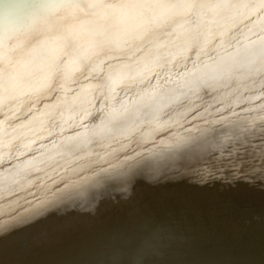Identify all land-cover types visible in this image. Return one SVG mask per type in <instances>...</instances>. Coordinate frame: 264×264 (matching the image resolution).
Here are the masks:
<instances>
[{
  "label": "bare ground",
  "instance_id": "bare-ground-1",
  "mask_svg": "<svg viewBox=\"0 0 264 264\" xmlns=\"http://www.w3.org/2000/svg\"><path fill=\"white\" fill-rule=\"evenodd\" d=\"M174 2H178V0H85L87 4L96 5L141 4L150 6ZM179 2H183V0H179ZM162 11L164 10L153 7L140 9L108 7L89 9L85 7H70L63 5L61 0H0V47L4 49V52L0 54V56H2L4 63L7 64L8 59L13 55H18L20 49L39 45L42 41L53 35L57 28L69 31L73 38L81 44L88 42L90 31L93 29L105 30L114 37H120L127 32L139 29L142 24L146 22L149 15L159 14ZM253 41V43L249 44V62L245 63L246 65L242 64L246 66L247 69H245L246 67H243L244 70L240 68V70H247L246 72L249 71L251 74L253 83L247 88H234L236 81L234 79L232 81L231 78L230 81H232L233 85H228L231 83L225 82L224 85H221L222 88H219L220 90H218V92L215 89L219 86L200 88L197 89L194 94L189 93L187 97L183 98L178 103L172 102L173 97L176 95L175 92L167 93L163 99L159 96L155 99H146L143 105H138L127 114L126 120L129 125L135 128V131L131 134H126V136H118L116 139L107 138L103 141H93L86 144H81L79 140L72 139L83 131V129L77 127L76 124L83 123L91 126L98 123L102 118L104 110L116 102L111 98L108 90L102 86V81L99 78L84 80L83 76L77 74L75 78L79 80L80 85L85 87L87 91L74 102L69 97V103L64 104L62 101L58 103V99L64 95L61 88L63 87L64 91H66V85H64L62 78L53 80L52 84L56 91H51L47 95H41L37 103L33 104L31 100H25L20 111L16 113L13 126L8 127L6 125L5 127L8 133L7 139L11 141L13 145V152L16 149L22 150L21 146L24 144H31L33 151L27 152L16 160L8 158L13 152H9L6 148L5 158L3 162L0 163V255L8 257L7 254L9 253L5 229H8L10 233H15L18 230L17 232L20 231V261H18L20 264H30V257L36 254V249L39 247V243L42 242L44 232L38 225L42 218V204H46L51 214L53 213L52 217L60 219V221L64 223V226L61 227L73 238L69 246L73 253L78 255L74 257L75 260L65 258L66 255L58 252L60 251L59 246L61 245L58 244L59 250L57 252L45 251L51 259H56L55 261L61 264H98L100 260L96 261L94 256L99 252L104 257L112 256L116 258L124 256L123 264H131V259L135 252V245H130L129 249H132V251H123L124 253L119 251L116 248L117 240L115 238L117 235L115 231L117 223L113 221L112 223L110 221L104 223L102 220L106 218V213H108V211L110 212L109 215L115 216L121 214L119 210H122V212L126 211L130 219H133L137 223L141 222L143 217L146 218L147 213L150 212V208L147 204L143 209L139 207L140 205L138 207H136V205L134 206V199L138 197L144 198L150 195L154 196L156 193L159 194V192L162 196L164 195L163 192L165 193L164 190L168 189L170 186H173L172 190L169 188V191L166 190L168 196L165 194L167 196L166 200L169 201H166L167 204L164 205L166 207L165 210L178 209L177 201L182 196L185 197V195H183V188L187 187L186 183H189L187 180L195 176L199 168L204 166L201 161H205L208 155H210L212 146L216 144V147L219 148L218 144L223 139H221V137L235 130L238 125L240 126L239 120L244 118L245 114L251 110L249 108L255 107L263 101L261 98L264 95V44H262L261 39L253 38ZM13 50L16 51L14 52ZM133 51L134 49L130 50L128 48H121L117 45H113L106 50V54L101 56L100 59L105 61V65L109 62L113 65L128 63V58L132 56ZM85 75H87V73H85ZM153 82H155V76H153ZM19 83L22 86H27L30 81L20 77ZM147 84L148 82L145 81L144 84L139 87H146ZM130 87L131 92L128 94H134L138 90L135 84ZM125 92H127V89L121 91V95L117 96L116 100H119ZM45 105L56 107L52 109L49 114L44 115L42 119L33 118V113L37 110L43 112ZM156 105H164L160 117L162 123L159 127L151 125L149 116L145 115V113L150 114L151 109ZM262 105L264 106V103ZM59 112L63 113V119H61L59 115H56V124L54 125L50 116L53 113ZM199 112L209 113L208 116H211L213 120L208 119V117L198 119L200 117L196 115ZM190 118H195V120L188 123ZM73 119H75L76 124L72 123ZM64 121H67V123ZM186 123L189 124L186 128L189 129L190 132H193V127H200L198 131H194V134L205 129L202 136L199 135L200 139L197 137L198 142L190 140L191 142H186L187 145L184 144V146H180V150L182 151H197L195 152L198 154L194 156V163L188 164L187 167L180 166L178 167L179 170H177L178 168L174 167V165L171 164L170 166L171 161L170 163L166 161L164 164L157 165L156 162V164L153 163V156L144 155V151L161 152L156 141L157 137L171 130L180 134L178 130L183 125H186ZM195 124L196 126H194ZM183 132L184 130L182 133ZM169 135L170 133L168 136ZM168 136L161 137H163V140H168ZM178 136L180 137V135ZM193 137H195V135H193ZM53 141L55 142V147L53 146ZM230 145L233 146L234 144ZM168 147L166 149H168ZM224 149H226V146ZM29 159L42 161L38 164V169L24 165L23 162ZM158 159H160L159 155ZM222 166L223 165H221V167ZM172 167H174V169H172ZM231 170L232 169H230V171ZM236 170L239 171L238 169ZM177 171L178 174L176 173ZM237 171L235 173H237ZM174 172L176 173L175 175L173 174ZM243 172H241V174H243ZM224 174H226V172ZM198 176L200 177V175ZM50 177L52 178L50 179ZM166 178L171 180L173 184L171 183L172 185L169 187L165 185L164 189L162 188L164 185L162 182ZM165 182L167 181H164V183ZM243 183L244 182H241L239 186ZM235 195L237 196V194ZM114 198H122L123 201L125 200V203L131 204L132 207L124 208L122 207L124 204H121V206L120 204L117 205L118 203L116 204L118 208L116 205L111 207L100 204L102 202L106 203V201ZM181 199L184 200V198ZM145 203H147V201ZM17 209H20V212H18L20 214L14 211ZM139 212L143 217L139 216ZM97 219L103 222L101 223L103 226L100 224V229L96 230V232H91V222ZM184 220L185 219H180L178 223L184 222ZM124 221H126V219ZM248 224H250V222ZM238 226L240 227V225ZM252 230L254 231V229ZM89 231L95 235H90ZM216 246L214 247L211 243H207V245L203 247L205 252L199 251L201 254H197L199 248L196 246L180 247V252L189 250V252L185 254H181L180 252L174 253L178 248L172 251L170 250V253H174L177 258L180 259L177 260L175 264H203L205 260L203 258H198L199 255L202 254H206V258L215 261V263L212 264L223 262L235 264V259H229L228 257L230 256L223 252L225 248L223 249L222 246L216 248ZM227 247H229V245ZM227 247L226 249H228ZM208 249H212L215 253L210 252L208 255L206 253ZM254 252L256 254V251ZM175 255L170 256V258H174ZM260 255L263 258L262 262L253 259V257H246L243 262L241 260V264H264V251H260ZM168 258H165L167 260L159 261L158 264H165L169 261ZM8 262L9 264H18L16 261H13V259H10ZM145 264L156 263L154 260H151L149 263Z\"/></svg>",
  "mask_w": 264,
  "mask_h": 264
},
{
  "label": "snow or ice",
  "instance_id": "snow-or-ice-1",
  "mask_svg": "<svg viewBox=\"0 0 264 264\" xmlns=\"http://www.w3.org/2000/svg\"><path fill=\"white\" fill-rule=\"evenodd\" d=\"M61 2L65 6L89 9L153 7L164 11L149 15L139 29L120 37H114L105 30L93 29L88 42L81 44L69 31L57 28L39 45L20 49L18 55L8 59L7 64L0 56V163L5 158L6 148L13 152L5 126H13L16 113L25 100L35 104L41 95L56 91L53 80L63 79L66 91L61 88L64 95L58 99V103L62 101L67 104L69 97L74 102L87 91L75 78L77 74L83 76L84 80L99 78L116 102L104 110L102 118L94 125L76 124L73 119L72 123L83 131L72 139L79 140L81 144L116 139L135 131L126 120L127 114L138 105H143L146 99L158 96L163 99L167 93L175 92L172 102L178 103L197 89L224 85L232 78L237 65L249 62V44L254 42L253 38L261 39L264 44V0L259 5L228 0H178L150 6L96 5L87 4L85 0ZM221 12L227 15L222 16ZM227 25L234 30L225 31ZM113 45L134 49L128 63L113 65L109 62L105 65L100 57ZM3 52L4 49L0 47V54ZM20 77L30 83L22 86ZM145 81L148 82L147 86L139 87ZM133 84L137 85L138 90L128 94ZM124 89L127 92L116 100ZM55 107L45 105L43 112L37 110L33 113V118L42 119ZM163 107L156 105L150 114L145 113L151 125L161 126ZM56 115L63 119L62 112L53 113L50 118L54 125ZM52 143L55 147V142ZM21 149H16L8 158L18 160L20 156L33 151L31 144H24ZM41 162L29 159L23 163L38 169Z\"/></svg>",
  "mask_w": 264,
  "mask_h": 264
},
{
  "label": "rangeland",
  "instance_id": "rangeland-1",
  "mask_svg": "<svg viewBox=\"0 0 264 264\" xmlns=\"http://www.w3.org/2000/svg\"><path fill=\"white\" fill-rule=\"evenodd\" d=\"M232 1L233 0H228V2H232ZM234 2L253 3L256 5H259L261 3V0H234L233 3ZM221 15L226 16L227 13L221 12ZM222 23H224V21H222ZM227 27L228 28H225V31L226 30L227 31L233 30L230 25H228ZM243 65L242 64H241V66L237 65L233 71L232 81H233V79L236 81V83L234 84V88H241V87L247 88L251 83H253L250 72L249 71H248L249 73L246 72L247 70L243 71L244 70L243 67H246ZM240 68L241 69L243 68V70H240ZM237 69H239V70H237ZM245 69H247V67ZM232 81L227 80L226 83H231L228 85H233ZM219 88H222L221 85L218 88H216L215 90L218 92V90H220ZM261 99H263V101H261L257 106H255V107L253 106V107L249 108V109H251L250 110L251 112L249 111L248 113H246L247 115L245 114L244 118L239 120L240 126L238 125V127L235 130H233L230 133H227L228 135L225 134L221 137V139L222 138L223 139L218 144L219 148L216 147V144L214 146H212L210 155H208V157L205 161L204 160L201 161L204 166H201L199 168V170L196 172L195 176H193V177H191V179L189 178V180H187V181H189V183H186V186H187V187H185L186 189L183 188L184 189L183 195H185V197L184 196L181 197V198H184V200L180 198L177 201L178 202L177 203L178 209H176V210L170 209L168 211L165 210L166 207L164 205L167 204V202H169L166 200V198L168 196L166 193H167V191H169V188L172 190V187H173V186H170L173 184L172 181L166 178L164 181H167V182H165V183H164V181L162 182L164 184L162 188H164L165 185H167L168 187L170 186V187L169 188L166 187L168 189L164 188L165 190L163 189L165 191V193L162 191L164 195L161 196L160 195L161 193L159 192V194L156 193V195H154V196L150 195V196H145L144 198L138 197L137 199H134V201H133L134 206L136 205V207H138L140 205L139 207L141 209H143V207L147 204V205H149V208H150V212L147 213L146 218H144L143 215L139 212V214H140L139 216L143 217V220L141 222L137 223L133 219H130L129 216L126 214V211L122 212V210H119V211H121V214L115 215V216L111 215V214L109 215V213H110L109 211H108V213H106L107 214L106 218L104 220H102L104 223L105 222L108 223V221H110L111 223H112V221L114 223H117L116 224L117 227L115 229V231L117 233V235L115 237L117 240L116 241L117 242L116 248L119 251H122V253H124V252L132 251V249H129V247L132 244L135 245V249L133 248L135 252L132 256L131 264H145V263H149L151 260H154V262L156 264H158L159 261L167 260L165 258H168V257H169L168 258L169 261H167L165 264H175L176 261L180 260V259H178L174 253H179L180 247L185 248V247H189V246L190 247L196 246L199 248L197 250V254H198L202 251L205 252V249H203V247L205 245H207V243L208 244L211 243L212 246L214 245V247L216 245H218V246H216V248L221 247V246L223 247V249L225 248V250H223V252L228 254V256H230V257H228L229 259H232V258H233V260L235 259V261H236L235 264H241L243 262V260L246 259V257L247 258L253 257V259L260 260L262 262L263 258L260 255V251H264V213H263V211H264V106L262 105L264 103V95ZM208 114H207V112H202V113L199 112V113H197L196 116L200 117L198 119H201L203 117H208V119L213 120L211 116H208ZM194 120H195V118L194 119L190 118L188 123L190 121L192 122ZM242 120H244V121H242ZM188 123H186L187 126L183 125L182 127H180L181 131L178 128L179 129L178 131L180 132V134L176 133L174 130L173 131L171 130L172 132L171 131L165 132L164 134L157 137L156 141H157L158 147L161 149V152L160 151L159 152L158 151H152L154 153V155H153L152 152L144 151V155L153 156L152 157V160L154 161L153 163L156 162L157 165L164 164V163H166V161L170 163V161H171L170 166L172 164V165H174V167L178 168L180 166L181 167H184V166L187 167L188 164L194 163L195 162L194 156H196L198 154V153L197 154L195 153L197 151H195V152L194 151H185V150L182 151V150H180V146H184V144H186V142H189L190 140H194V142H196V141L198 142L197 137H198V139H200V136H202L205 129L194 134L196 131L199 130L200 127H197V128L193 127V130H192L193 132H190V130L186 128L189 125ZM194 126H196V124ZM183 130H184V132L182 133ZM188 130H189V132H188ZM169 133H170V135L168 136ZM166 135L169 137V138L167 137L168 140H163V137ZM178 135H180V137ZM193 135H195V137H193ZM161 136H163V137H161ZM187 138H189V139H187ZM183 139H184V141H183ZM180 140H182V141H180ZM173 141H175V142H173ZM177 141H178V143H177ZM170 144H171V147H170ZM230 144H234V145L232 146ZM225 146H226V149H224ZM167 147H168V149H166ZM232 147L233 148L235 147V148L233 149ZM172 148H173V150H172ZM175 151L177 154L175 153ZM158 155L160 156V159H158ZM162 155H163V157H162ZM183 155H185V156H183ZM252 155H253V157H252ZM164 157H165V159H164ZM155 160H157V161H155ZM161 161H162V163H161ZM185 161H186V163H185ZM215 161H216V163H215ZM219 161H221V162H219ZM206 165H207V167H206ZM221 165H223L222 166L223 168L221 167ZM174 167H172V169H174ZM220 167L222 170L220 169ZM230 169H232V170L230 171ZM236 169H238L239 171H237ZM177 170H179V168ZM236 171H237V173H235ZM249 171H251V172H249ZM225 172H226V174H224ZM241 172H243V174H241ZM176 173L178 174V171ZM176 173L174 172L173 174L175 175ZM207 174H209V175H207ZM245 174H246V176H245ZM198 175H200V177ZM239 175H240V177H239ZM201 177H202V180H201ZM217 178H218V181H217ZM223 178H224V180H223ZM204 179H205V181H204ZM196 180H198V181H196ZM241 182H244L243 184H245V185L241 184L239 186V184ZM230 184H231L233 190H232ZM240 188H241V190H240ZM140 190H144V189H140ZM189 192H191V193H189ZM235 194H237V196ZM157 195L159 198L157 197ZM187 195H188V197H187ZM148 197H150V198H148ZM151 198H152V200H151ZM144 199H145V201H144ZM157 199H158V201H157ZM121 200H122V198H117V199L114 198V199L106 201V203L102 202L100 204L112 207L118 203L117 205H119V204L123 205L124 204L123 206L121 205L124 208L132 207L131 204L125 203V200L124 201L123 200L121 201ZM141 200H142V202H141ZM153 200H154V202H153ZM137 201H139V202H137ZM146 201H147V203H145ZM155 201H157V202H155ZM117 205H116V207L118 208ZM129 205H131V206H129ZM160 205H161V207H160ZM152 206H153V209H152ZM122 207H120V208H122ZM243 207L245 210L243 209ZM41 210H42V212H41L42 218H41L40 224L38 226L41 228V230L44 232V234L42 236V242L39 243L40 245L36 249L37 252L34 251V252H36V254H34L29 259L30 264H61L60 262H56L55 261L56 259L55 260L51 259L50 256L48 255V253L45 252V251L57 252L59 250V248H60V251H58V252L62 253L63 255H66L65 258L75 260L74 257L78 256V255L73 253V251L71 250V247L69 246V243L73 240V238L69 234H67L65 232V230L61 227V226H64V223L61 222L60 219H56L55 217H52L53 213L51 214V212L48 209V207L46 206V204H42ZM14 211L16 213H18V212H20V209H17ZM18 214H20V213H18ZM253 216H255V217H253ZM124 218L126 219V221H124L125 220ZM180 219H185V220H184V222L178 223L180 221ZM102 221H100L99 219L93 220L91 222V224H92V231L91 232H96V230L100 229L101 228L100 226L102 225L101 223H103ZM153 222H156V223H153ZM249 222H250V224H248ZM238 225H240V227ZM143 227H144V229H143ZM252 229H254V231ZM17 231L15 233H10L8 231V229H5L6 240H7L8 245H9V248H8L9 253L7 254L8 257L7 256L5 257V255H0V264H7V263L9 264L8 261H10V259H13V261H16V263L20 264V262H19L20 261V231L19 232H17ZM91 232H90V235H95ZM150 234H152V235H150ZM141 237L142 238L144 237V238L142 239ZM138 240H140V241H138ZM207 240H208V242H207ZM257 243H258V245H257ZM58 244H61L59 246V248L57 246ZM228 245H229V247H227ZM236 245H238V246H236ZM247 245H249V246H247ZM224 246H226L228 249H226V247H224ZM177 248H178L177 251H175L174 253H172V252L170 253V250L172 251V250H175ZM239 250H240V252H239ZM245 251H246V253H245ZM252 251H253V253H252ZM254 251H256V254ZM188 252H189V250H185V251H181L180 253L185 254ZM210 252L213 253L214 251L212 249H210V250L208 249L206 251V253L208 255L210 254ZM233 252H234V254H233ZM242 252H243V254H242ZM258 252H259V254H258ZM172 255H175L176 257L174 256V258H172V257L170 258V256H172ZM205 255L202 254V255H199V257H198L200 259L203 258L205 260V262H203V264L215 263V261H213L212 259L206 258ZM234 256H235V258H234ZM108 257L102 256V254H100L99 252L96 253V255L94 256L96 261L100 260V263H98V264H118V263L123 264L124 263L123 262L124 256H120L121 258L116 257L117 259H120V260H117L115 257H112V256H110L109 258ZM193 258H195V257H193ZM132 260H133V262H132ZM237 260H239V261H237ZM241 260H242V262H241ZM216 264H218V263H216ZM219 264H228V262H223V263H219ZM249 264H253V263H249Z\"/></svg>",
  "mask_w": 264,
  "mask_h": 264
}]
</instances>
